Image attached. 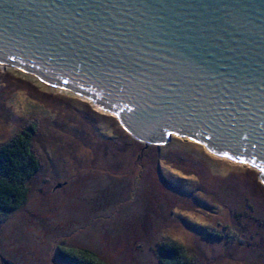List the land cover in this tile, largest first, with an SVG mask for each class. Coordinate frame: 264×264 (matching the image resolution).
<instances>
[{
  "label": "rangeland",
  "instance_id": "374dc122",
  "mask_svg": "<svg viewBox=\"0 0 264 264\" xmlns=\"http://www.w3.org/2000/svg\"><path fill=\"white\" fill-rule=\"evenodd\" d=\"M111 117L90 98L0 63V144L37 120L42 163L24 205L0 215V264L60 262L62 244L110 264H160L175 243L188 264H264L260 169L176 134L161 145H118L106 134Z\"/></svg>",
  "mask_w": 264,
  "mask_h": 264
},
{
  "label": "water",
  "instance_id": "95a60500",
  "mask_svg": "<svg viewBox=\"0 0 264 264\" xmlns=\"http://www.w3.org/2000/svg\"><path fill=\"white\" fill-rule=\"evenodd\" d=\"M0 63L92 99L142 144L199 141L264 183V0H0Z\"/></svg>",
  "mask_w": 264,
  "mask_h": 264
},
{
  "label": "trees",
  "instance_id": "16d2710c",
  "mask_svg": "<svg viewBox=\"0 0 264 264\" xmlns=\"http://www.w3.org/2000/svg\"><path fill=\"white\" fill-rule=\"evenodd\" d=\"M100 117L101 119L103 118V116ZM109 119L116 125H111V131L106 134L110 138L115 139L116 144L121 145L127 139L131 142L134 141V138L122 127L116 117ZM37 124L36 120L34 123L29 124L27 129H22L9 141L2 145L0 144V215L13 212L24 205L27 200V194H29L27 182L42 168L41 156L37 151L38 146L36 147L34 142V136L39 134ZM113 127H117L116 129L124 135L116 134ZM142 147L144 148V146ZM156 149V159L160 162L163 148ZM145 150L142 152H145ZM219 234L217 233L218 237ZM59 250L60 255L66 257L70 264H110L98 257L97 254L90 252V250L62 249L61 247H59ZM167 253V259L162 260L161 264H188L190 259L186 255L187 253L184 251V245L182 244L176 245L175 243L174 247H171Z\"/></svg>",
  "mask_w": 264,
  "mask_h": 264
},
{
  "label": "flooded vegetation",
  "instance_id": "af4514ba",
  "mask_svg": "<svg viewBox=\"0 0 264 264\" xmlns=\"http://www.w3.org/2000/svg\"><path fill=\"white\" fill-rule=\"evenodd\" d=\"M40 190H42V189H40ZM16 211V210H15ZM15 211H13V212H15ZM13 212H8L7 214H4V215H1L2 217H7V216H10V214L11 213H13ZM3 222V220H0V223H2ZM169 243V242H168ZM167 243H164V246L165 247H167ZM59 247H61L62 249H65V248H67V249H69V248H74V249H78V250H80L81 248H78V247H73L72 245L71 246H67V245H64V244H62L61 246H58V250H57V252H58V254H57V258L59 259V261L60 262H58V261H56V259H55V257L52 259V262H53V264H70L69 263V260H67L66 259V257H63L62 255H60L61 253H60V250H59ZM172 247V246H171ZM171 247H169L168 248V250L171 248ZM168 250H164L165 252V254H164V258L162 259V260H164V259H167V255H168V253H167V251ZM162 260L160 261V264L162 263Z\"/></svg>",
  "mask_w": 264,
  "mask_h": 264
},
{
  "label": "bare ground",
  "instance_id": "6f19581e",
  "mask_svg": "<svg viewBox=\"0 0 264 264\" xmlns=\"http://www.w3.org/2000/svg\"><path fill=\"white\" fill-rule=\"evenodd\" d=\"M103 111V110H102Z\"/></svg>",
  "mask_w": 264,
  "mask_h": 264
}]
</instances>
